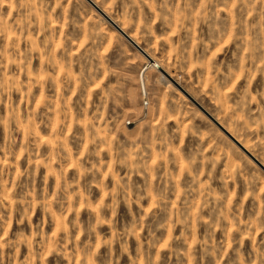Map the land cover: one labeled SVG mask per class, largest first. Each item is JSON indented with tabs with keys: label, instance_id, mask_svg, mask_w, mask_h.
<instances>
[{
	"label": "rangeland",
	"instance_id": "rangeland-1",
	"mask_svg": "<svg viewBox=\"0 0 264 264\" xmlns=\"http://www.w3.org/2000/svg\"><path fill=\"white\" fill-rule=\"evenodd\" d=\"M90 2L0 0V264H264V0Z\"/></svg>",
	"mask_w": 264,
	"mask_h": 264
},
{
	"label": "bare ground",
	"instance_id": "bare-ground-1",
	"mask_svg": "<svg viewBox=\"0 0 264 264\" xmlns=\"http://www.w3.org/2000/svg\"><path fill=\"white\" fill-rule=\"evenodd\" d=\"M91 1V0H90ZM91 3V2H90ZM93 3V2H92ZM93 4H95V3H93ZM94 6V5H93ZM95 8H97V5H96V7ZM100 9H98L97 8V11L101 14V16H103L105 19H106V17L104 16V15H106L102 10H100V11H102V12H100L99 11ZM107 16V15H106ZM107 21H109L110 22V24H112V20L110 21V20H108V19H106ZM114 23V22H113ZM113 25V24H112ZM113 26H115V25H113ZM115 28L117 29V31H118V33H120L121 35H123L124 36V38L128 41L129 40V42L131 43V44H133V40L121 29V28H117L116 26H115ZM122 36V37H123ZM134 44H136L135 42H134ZM133 44V46H135ZM138 48V47H137ZM141 52H143L144 53V55H142L143 56V58L145 59V66H147V69H155V70H157L158 71V69L160 68V66L157 64V62H155L152 58H150L149 57V55H147L143 50L141 51ZM147 59H152L154 62L151 64L150 62H148V60ZM145 68V67H144ZM162 70V69H161ZM142 72V71H141ZM158 73V72H157ZM161 80H162V82H165V84H168V82L167 81H165L164 79H162V77L160 78ZM142 82V81H141ZM143 84V83H142ZM143 95L145 96V94L144 93H142V98H143ZM143 101H145V102H147V96H145V98H143ZM144 103V102H143ZM260 167H261V165H260ZM261 169H263L262 167H261ZM264 170V169H263Z\"/></svg>",
	"mask_w": 264,
	"mask_h": 264
},
{
	"label": "water",
	"instance_id": "water-1",
	"mask_svg": "<svg viewBox=\"0 0 264 264\" xmlns=\"http://www.w3.org/2000/svg\"><path fill=\"white\" fill-rule=\"evenodd\" d=\"M87 1L90 3L89 0H87ZM90 5H91V3H90ZM220 129H221V131H223L226 134V132L221 127H220Z\"/></svg>",
	"mask_w": 264,
	"mask_h": 264
},
{
	"label": "built area",
	"instance_id": "built-area-1",
	"mask_svg": "<svg viewBox=\"0 0 264 264\" xmlns=\"http://www.w3.org/2000/svg\"><path fill=\"white\" fill-rule=\"evenodd\" d=\"M143 98H145V96L143 95ZM144 105H147V102L144 101Z\"/></svg>",
	"mask_w": 264,
	"mask_h": 264
}]
</instances>
